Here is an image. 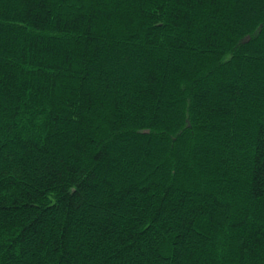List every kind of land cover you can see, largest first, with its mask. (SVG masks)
<instances>
[{"label": "trees", "instance_id": "16d2710c", "mask_svg": "<svg viewBox=\"0 0 264 264\" xmlns=\"http://www.w3.org/2000/svg\"><path fill=\"white\" fill-rule=\"evenodd\" d=\"M0 264H264V0H0Z\"/></svg>", "mask_w": 264, "mask_h": 264}]
</instances>
